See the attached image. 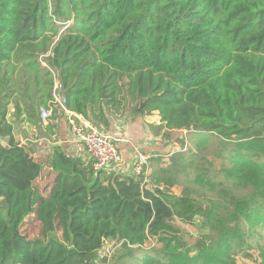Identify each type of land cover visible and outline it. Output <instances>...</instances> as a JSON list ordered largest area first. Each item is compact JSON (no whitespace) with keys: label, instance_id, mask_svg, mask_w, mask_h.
Listing matches in <instances>:
<instances>
[{"label":"trees","instance_id":"16d2710c","mask_svg":"<svg viewBox=\"0 0 264 264\" xmlns=\"http://www.w3.org/2000/svg\"><path fill=\"white\" fill-rule=\"evenodd\" d=\"M55 78L105 132L157 115L193 145L148 184L43 153L19 127L57 135ZM0 264H264V0H0Z\"/></svg>","mask_w":264,"mask_h":264},{"label":"crops","instance_id":"0c3cea01","mask_svg":"<svg viewBox=\"0 0 264 264\" xmlns=\"http://www.w3.org/2000/svg\"><path fill=\"white\" fill-rule=\"evenodd\" d=\"M65 116L61 118L57 123L59 125L58 132L56 136H52V134H49L48 132L45 134H40L39 131L35 130V126H32L28 124V122H22L20 124V132L23 137V141H32L34 143H42L45 149H41L38 147L43 153L47 152V144H52V141L50 138L57 140L59 144L63 146V148L71 154L74 155H81L83 157H87L85 153H81L79 151V144L76 140L75 134L71 130L68 119H67V113L65 112ZM81 116V115H80ZM82 117V116H81ZM85 119V118H84ZM87 120V119H86ZM89 121V120H88ZM90 122V121H89ZM92 125L96 126L94 123L90 122ZM47 124V123H45ZM135 124H138L139 127L135 131H133V126ZM98 127V126H96ZM142 128V132L138 134L139 128ZM99 130H101L98 127ZM103 131V130H101ZM126 131L128 134V141L119 143L123 159H124V168L118 170L117 168H114V170L117 169V171H127L129 174H133L132 165L134 164L135 159L137 158L138 152L141 154H144L149 157H156L160 153L159 152H168L171 150L172 146L163 143L162 139L160 138V135L157 137L154 136L152 131L150 130L148 124H145L142 119L139 117L137 119H131L130 117H125V119L115 123L111 130L107 131L106 133H109L111 135L119 136V135H126L122 132ZM105 132V131H103ZM127 136V135H126ZM90 159V158H89ZM153 161H147L146 164V178L144 179V183H149V173H152L154 166ZM50 177L44 176L41 179V184H46L49 181Z\"/></svg>","mask_w":264,"mask_h":264},{"label":"built area","instance_id":"2783aa9c","mask_svg":"<svg viewBox=\"0 0 264 264\" xmlns=\"http://www.w3.org/2000/svg\"><path fill=\"white\" fill-rule=\"evenodd\" d=\"M63 91V85L55 78L53 102L61 105L67 113L68 124L75 134L79 144V151L85 153L88 158L93 159V167L95 170L118 169V167H122L123 157L119 150V143L127 141L126 135L115 136L103 132L88 120L81 117L80 114L67 109L63 104ZM51 113V108L42 107L40 111L42 121L47 122ZM147 158L149 157L138 152L137 158L132 166V173L135 175L143 174V169L145 164H147Z\"/></svg>","mask_w":264,"mask_h":264},{"label":"rangeland","instance_id":"374dc122","mask_svg":"<svg viewBox=\"0 0 264 264\" xmlns=\"http://www.w3.org/2000/svg\"><path fill=\"white\" fill-rule=\"evenodd\" d=\"M140 119H142L143 121H144V123L145 124H148V126H149V128H150V130L152 131V124L155 122V120H156V118H158L157 117V115H145V117H139ZM137 127H139V125L138 124H135L134 126H133V131H135L136 129H137ZM142 128L140 127L139 128V132H138V134H140L141 132H142ZM166 131H169L170 132V134L169 135H167L166 134ZM123 134H126L127 136L126 137H128V134H127V132L126 131H123L122 132ZM153 133V132H152ZM154 134V133H153ZM158 135H160V138L159 139H164V137H166V139H164V140H166L165 141V143H167V144H169V145H171L172 146V148H171V150H169L168 152H164V153H162V152H159L160 154L158 155V156H156V157H151L150 159L149 158H147V161H153V163L155 162V159L156 158H159V159H167V158H171L172 156H171V154H173V153H175L177 150H180V148H181V141L179 140V139H182V138H184L185 139V143H186V147H190V146H192L193 145V141L192 140H190L191 139V137H192V135L193 136H195L193 133H189L188 135H187V131L186 130H183V131H177L176 130V128L174 127V126H170L169 128H164L163 130H161L160 132H159V134ZM158 135H155L154 134V136H158ZM161 135H162V138H161ZM186 135L187 136H189L190 135V139L188 138V137H186ZM186 137V138H185ZM214 138L212 137L211 139H210V141H209V144H208V146L209 147H211V148H214V147H216V142H215V140H213ZM164 143V142H163ZM47 144V146H46V148L48 149L49 148V145H50V143L48 142V143H46ZM186 149V148H185ZM145 166H146V164H145ZM150 174L151 173H149V179H150ZM148 175V174H147ZM146 178V177H145ZM184 178H182V180H183ZM184 181V180H183ZM176 189H180V187H175ZM32 226V225H31ZM29 228V227H28ZM185 229H186V231H187V235H186V238H187V240L190 242V244H193L194 242H195V240H196V237L198 236V234L199 233H201L202 232V230H203V220L202 219H198L197 220V222H196V226H194V227H188V226H185ZM37 230V229H36ZM36 230H30V231H36ZM109 248H108V250H107V252L109 251V252H111V244H108L107 245ZM105 253L104 252H102V251H100V257L102 258L103 257V255H104Z\"/></svg>","mask_w":264,"mask_h":264},{"label":"water","instance_id":"95a60500","mask_svg":"<svg viewBox=\"0 0 264 264\" xmlns=\"http://www.w3.org/2000/svg\"><path fill=\"white\" fill-rule=\"evenodd\" d=\"M67 103H68V99H67V91L64 90V91H63V104H64L65 106H67ZM144 106H145V102H143V103L141 104V108H143Z\"/></svg>","mask_w":264,"mask_h":264}]
</instances>
